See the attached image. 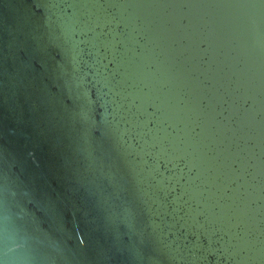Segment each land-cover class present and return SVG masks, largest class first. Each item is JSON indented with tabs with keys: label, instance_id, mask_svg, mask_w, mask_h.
I'll return each instance as SVG.
<instances>
[{
	"label": "water",
	"instance_id": "water-1",
	"mask_svg": "<svg viewBox=\"0 0 264 264\" xmlns=\"http://www.w3.org/2000/svg\"><path fill=\"white\" fill-rule=\"evenodd\" d=\"M0 264H264V0H0Z\"/></svg>",
	"mask_w": 264,
	"mask_h": 264
}]
</instances>
